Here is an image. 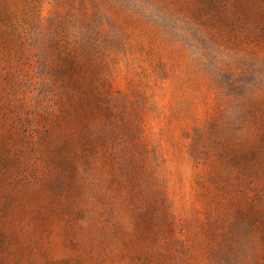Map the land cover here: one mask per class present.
Returning <instances> with one entry per match:
<instances>
[{"label":"rangeland","instance_id":"rangeland-1","mask_svg":"<svg viewBox=\"0 0 264 264\" xmlns=\"http://www.w3.org/2000/svg\"><path fill=\"white\" fill-rule=\"evenodd\" d=\"M0 264H264V0H0Z\"/></svg>","mask_w":264,"mask_h":264}]
</instances>
